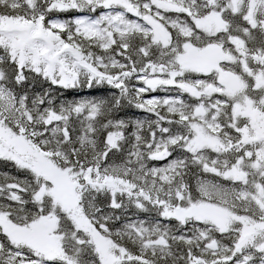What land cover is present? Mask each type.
I'll return each instance as SVG.
<instances>
[{
    "label": "snow or ice",
    "instance_id": "1",
    "mask_svg": "<svg viewBox=\"0 0 264 264\" xmlns=\"http://www.w3.org/2000/svg\"><path fill=\"white\" fill-rule=\"evenodd\" d=\"M0 264H264V0H0Z\"/></svg>",
    "mask_w": 264,
    "mask_h": 264
},
{
    "label": "trees",
    "instance_id": "2",
    "mask_svg": "<svg viewBox=\"0 0 264 264\" xmlns=\"http://www.w3.org/2000/svg\"><path fill=\"white\" fill-rule=\"evenodd\" d=\"M69 15H71V14H69Z\"/></svg>",
    "mask_w": 264,
    "mask_h": 264
}]
</instances>
